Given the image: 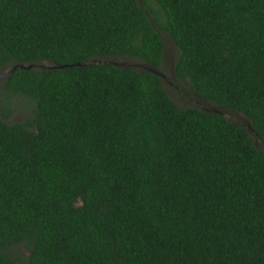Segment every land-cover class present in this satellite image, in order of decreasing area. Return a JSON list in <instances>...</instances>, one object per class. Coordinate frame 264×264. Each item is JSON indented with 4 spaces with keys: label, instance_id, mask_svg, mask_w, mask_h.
<instances>
[{
    "label": "trees",
    "instance_id": "1",
    "mask_svg": "<svg viewBox=\"0 0 264 264\" xmlns=\"http://www.w3.org/2000/svg\"><path fill=\"white\" fill-rule=\"evenodd\" d=\"M162 35L264 143V0H0V68L33 66L2 83L32 112L0 118V264H264V152L171 101Z\"/></svg>",
    "mask_w": 264,
    "mask_h": 264
},
{
    "label": "rangeland",
    "instance_id": "2",
    "mask_svg": "<svg viewBox=\"0 0 264 264\" xmlns=\"http://www.w3.org/2000/svg\"><path fill=\"white\" fill-rule=\"evenodd\" d=\"M162 41L164 45V55L161 67L157 71L160 74L163 90L169 96L171 101L180 107H190L204 113L222 115L226 120L245 128L253 145L264 152V143L250 131L247 120L244 116L233 111L220 109L214 104L206 103L195 98L187 84L179 82L173 77L172 66L177 57V50L166 36L162 35ZM114 62L115 63L106 61V63L114 64L119 68H133L136 70L143 69V65L138 61L118 59ZM39 66H41V68L47 67L46 64H40ZM39 66H37V68H39ZM7 71L8 68H0V118L8 124L22 123L26 118L31 116L32 106L21 97L6 99L3 96L2 83L6 79ZM5 109L10 110V114L7 117H4ZM11 253L15 258H21L26 255V252L23 249H12Z\"/></svg>",
    "mask_w": 264,
    "mask_h": 264
},
{
    "label": "water",
    "instance_id": "3",
    "mask_svg": "<svg viewBox=\"0 0 264 264\" xmlns=\"http://www.w3.org/2000/svg\"><path fill=\"white\" fill-rule=\"evenodd\" d=\"M78 66V65H76ZM51 69H64L65 66H58V67H50ZM15 70H25V71H30L33 70V66L32 65H23V64H18V65H14L12 66L10 69H8L7 73H6V77H8L9 75H11ZM146 71L160 77V74L158 73V71L156 70H152V69H145Z\"/></svg>",
    "mask_w": 264,
    "mask_h": 264
}]
</instances>
